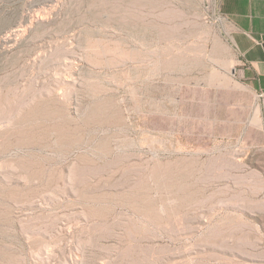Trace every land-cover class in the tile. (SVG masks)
I'll use <instances>...</instances> for the list:
<instances>
[{
    "label": "rangeland",
    "instance_id": "obj_1",
    "mask_svg": "<svg viewBox=\"0 0 264 264\" xmlns=\"http://www.w3.org/2000/svg\"><path fill=\"white\" fill-rule=\"evenodd\" d=\"M116 1L0 0V264H264L232 70L146 51Z\"/></svg>",
    "mask_w": 264,
    "mask_h": 264
},
{
    "label": "crops",
    "instance_id": "obj_2",
    "mask_svg": "<svg viewBox=\"0 0 264 264\" xmlns=\"http://www.w3.org/2000/svg\"><path fill=\"white\" fill-rule=\"evenodd\" d=\"M116 2L123 5L122 15L108 19L139 22L146 37L154 38L155 46H163L146 51L196 54L202 63L196 68L232 70L235 80H222V88L231 84L234 94L230 107L235 113L229 122L240 134L247 125L250 136L264 141V111L252 105L253 90L264 91V0ZM218 16L223 19L218 21ZM212 54L216 55L214 64Z\"/></svg>",
    "mask_w": 264,
    "mask_h": 264
},
{
    "label": "built area",
    "instance_id": "obj_3",
    "mask_svg": "<svg viewBox=\"0 0 264 264\" xmlns=\"http://www.w3.org/2000/svg\"><path fill=\"white\" fill-rule=\"evenodd\" d=\"M223 19L221 16H218L217 20L221 21ZM253 96V105L255 108L264 111V91L262 89H255L252 93Z\"/></svg>",
    "mask_w": 264,
    "mask_h": 264
},
{
    "label": "bare ground",
    "instance_id": "obj_4",
    "mask_svg": "<svg viewBox=\"0 0 264 264\" xmlns=\"http://www.w3.org/2000/svg\"><path fill=\"white\" fill-rule=\"evenodd\" d=\"M131 248V247H130ZM136 249V248H135ZM135 251V250H134Z\"/></svg>",
    "mask_w": 264,
    "mask_h": 264
}]
</instances>
